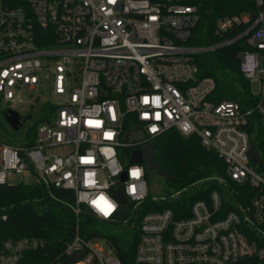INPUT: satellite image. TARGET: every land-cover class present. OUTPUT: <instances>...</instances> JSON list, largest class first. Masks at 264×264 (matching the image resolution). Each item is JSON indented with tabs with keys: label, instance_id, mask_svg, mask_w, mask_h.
Listing matches in <instances>:
<instances>
[{
	"label": "built area",
	"instance_id": "obj_1",
	"mask_svg": "<svg viewBox=\"0 0 264 264\" xmlns=\"http://www.w3.org/2000/svg\"><path fill=\"white\" fill-rule=\"evenodd\" d=\"M253 2L254 10L220 20L218 32L242 28L236 36L204 47L187 44L200 14L180 0H0V103L15 101L25 89L32 94L51 88L64 97L38 125L33 144L0 138V185L33 172L34 183L73 191L69 205L77 216L87 212L138 228L134 264H233L247 258L264 264V158L251 133L258 120L264 155V0ZM238 40L247 46L240 70L255 97L250 108L213 100L216 82L200 77L194 62L196 54ZM172 129L214 151L225 176L215 177L220 188L209 200L194 201L182 216L171 207L141 212L147 201L167 202L181 191L151 196L145 162L125 165L123 151L131 150V160L135 149ZM139 130L145 138L130 141ZM137 167L143 175L133 180L129 171ZM131 184L136 198L127 194ZM121 186L126 203L116 196ZM101 194L119 205L108 218L88 203ZM44 245L35 236L4 240L0 264H25ZM78 253L69 264H124L106 238L82 235L79 224L48 264H68Z\"/></svg>",
	"mask_w": 264,
	"mask_h": 264
},
{
	"label": "trees",
	"instance_id": "obj_2",
	"mask_svg": "<svg viewBox=\"0 0 264 264\" xmlns=\"http://www.w3.org/2000/svg\"><path fill=\"white\" fill-rule=\"evenodd\" d=\"M180 1L195 5L199 10L200 20L187 42L194 46H212L233 38L242 28L218 32L220 20L254 10L253 0ZM246 48L245 41L238 40L194 56L199 76L212 77L216 82L211 94L213 100L238 101L244 108L255 105L251 84L240 70L241 53ZM56 109L55 105L47 106V111L32 124L26 135L29 144L35 141L38 125L47 121ZM255 124L251 126V133L264 158L260 138L263 129L258 120ZM152 144L159 166L170 174V179L166 180L169 194L181 193L175 199L160 204L147 201L141 212L171 207L182 216L185 211L189 212L194 201L209 200L211 192L220 188L215 177L225 176V164L214 151L203 147L197 138L183 136L172 129L154 138ZM74 198L71 190L48 188L44 184L21 182L0 185V247L4 240L10 238H41L45 242L44 247L30 252L25 264H48L63 252L79 224L82 235L106 238L124 264H134L138 228L110 223L87 212L77 216L69 205ZM3 216L6 218L3 219ZM233 264H257V260L247 258Z\"/></svg>",
	"mask_w": 264,
	"mask_h": 264
},
{
	"label": "rangeland",
	"instance_id": "obj_3",
	"mask_svg": "<svg viewBox=\"0 0 264 264\" xmlns=\"http://www.w3.org/2000/svg\"><path fill=\"white\" fill-rule=\"evenodd\" d=\"M254 91L258 90L257 85H254ZM21 99L22 101H19ZM64 101L63 95H58L51 88H45L44 91L32 92L28 89L22 90L19 96H16L15 101H5L0 103V138L11 144H22L27 141L26 135L41 114L47 111L49 105H59ZM13 109L25 118V123L19 130H15L6 119L4 111ZM52 115V114H50ZM54 115V113H53ZM70 149L69 146L58 148L56 151L66 152ZM147 180L151 196H169V186L166 179L161 176L155 169H146ZM37 177L33 172H27L22 175H17L13 180V184L18 183H34ZM104 227V226H103ZM101 244L106 245L103 238H97Z\"/></svg>",
	"mask_w": 264,
	"mask_h": 264
},
{
	"label": "water",
	"instance_id": "obj_4",
	"mask_svg": "<svg viewBox=\"0 0 264 264\" xmlns=\"http://www.w3.org/2000/svg\"><path fill=\"white\" fill-rule=\"evenodd\" d=\"M6 119L8 120V122L11 124V126L15 129V130H19L21 125H22V121L20 119V115L14 111V110H10L6 113ZM145 138V134L143 132V130H139L136 132H131L129 135V140L130 141H135V140H142ZM131 153L130 149H126L123 151V161L125 165H129L130 163L133 162H137V163H143L145 162V167L146 169L150 170V169H155L161 176H163L166 180L170 179V174L165 171L164 169H162L155 157V150H154V146L153 144H149L147 146H145L144 148H137L134 150L133 152V158L131 160L128 159L129 154ZM252 158L255 161H259L260 159L256 156V151L253 149L252 150ZM127 172H124L122 175V180H126L127 179ZM116 196L117 198L122 202V203H126L127 202V198L124 195V186H121L117 192H116ZM81 256V253L76 254L75 256L71 257L68 260V264L75 261L76 259H78Z\"/></svg>",
	"mask_w": 264,
	"mask_h": 264
},
{
	"label": "clouds",
	"instance_id": "obj_5",
	"mask_svg": "<svg viewBox=\"0 0 264 264\" xmlns=\"http://www.w3.org/2000/svg\"><path fill=\"white\" fill-rule=\"evenodd\" d=\"M153 131H156V129H153ZM84 162H89V161H84ZM118 171L119 170H117V172ZM117 172H114L113 174L115 175L117 174ZM129 175L133 180H140V178L143 175V169L138 167L132 168L129 171ZM87 186L94 187L95 181L89 180ZM126 191L129 196L136 198L137 188L135 184L129 185ZM88 203L90 207H92L93 211L96 212L97 215L103 216L104 218L110 217L119 207L118 203L114 199L108 197L105 194H101L97 198L89 200Z\"/></svg>",
	"mask_w": 264,
	"mask_h": 264
},
{
	"label": "snow or ice",
	"instance_id": "obj_6",
	"mask_svg": "<svg viewBox=\"0 0 264 264\" xmlns=\"http://www.w3.org/2000/svg\"><path fill=\"white\" fill-rule=\"evenodd\" d=\"M90 123H91V122H90ZM95 123H97V125H98L99 122H95Z\"/></svg>",
	"mask_w": 264,
	"mask_h": 264
}]
</instances>
